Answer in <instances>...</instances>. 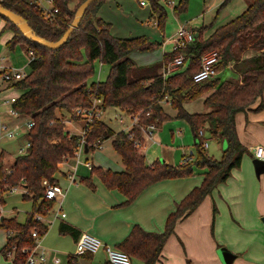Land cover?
<instances>
[{
	"label": "trees",
	"instance_id": "obj_1",
	"mask_svg": "<svg viewBox=\"0 0 264 264\" xmlns=\"http://www.w3.org/2000/svg\"><path fill=\"white\" fill-rule=\"evenodd\" d=\"M70 0H52L57 8L52 21L43 17L42 9L36 0H0V5L23 17L33 32L47 41H58L71 23L75 11L83 0H79L74 9H69ZM105 0H97L89 5L76 29L58 48H49L27 39L8 19L0 15L11 29L13 36L6 42L8 49L18 44L25 51H33L28 62V72L11 86L20 91L12 107L25 119L33 122L27 130L30 143L27 152L16 156L9 168L0 159V189L5 190L21 184L26 188L24 199H32V210L25 220L19 222L15 217L1 218L0 227L9 231L5 244L0 251L3 254L13 252L10 264H23L26 254L23 248H32L36 229L43 236L48 226L34 219V214L47 215L54 200L45 198L46 180L56 184L54 173L58 164L73 154L78 143L76 134L68 135L62 120L56 111H70L76 106H90L93 98L101 100L103 109L114 106L127 113H138L139 123L128 131L115 132L101 118L91 121L84 136L88 151H94V144L111 138L114 151L120 155L124 166L122 171L90 166L89 177H81L80 182L92 191L95 186L91 177L96 175L107 189H116L125 196L120 204L126 206L150 184L172 178H184L194 174V169H205L200 185L192 188L170 212L165 220L164 230L160 233L144 230L134 225L129 234L117 244L131 259L143 264H157L167 237L173 232L176 220L194 210L217 184L226 181L233 168H238L244 153L247 152L237 136L235 114L247 109L260 98L256 110L264 109V0H252L239 15L215 28L207 37L204 32L212 23L196 30V38L181 50H169L163 53L158 63L138 66L129 54L133 51H149L157 48L159 42L141 35L132 38H117L110 33L111 25L98 14ZM156 14L157 26L162 29L166 11L162 0H146ZM230 0H224L219 8ZM185 0H179L174 11L184 8ZM245 38L252 41L251 46L258 50L243 61H236L235 47ZM217 50L220 61L216 65L217 75L202 82H194L192 76L200 69V57L210 50ZM184 52L187 59L180 69L163 77L157 69L166 65L175 54ZM110 66L103 81H91L95 62ZM231 62L239 73L240 80H221L219 73ZM206 94L203 105L207 109L200 113H189L183 103ZM172 101L169 104L175 111V118L184 119L194 138L195 157L184 158L180 164L172 165L155 160L148 165L140 152L137 142L143 143L142 126L154 124L160 126L171 116L164 110L165 96ZM203 129L209 138L225 141L226 147L219 159L207 154L199 130ZM1 158V157H0ZM4 203L0 196V205ZM91 253L70 254L65 264H80L81 259H90ZM105 264H111L106 261Z\"/></svg>",
	"mask_w": 264,
	"mask_h": 264
},
{
	"label": "crops",
	"instance_id": "obj_2",
	"mask_svg": "<svg viewBox=\"0 0 264 264\" xmlns=\"http://www.w3.org/2000/svg\"><path fill=\"white\" fill-rule=\"evenodd\" d=\"M129 1L105 0L98 9L97 14L105 22L110 23V33L114 37H137L131 34L123 36V34L114 29L113 15L116 13V9H122L123 5ZM77 2L78 0H70L68 3L69 9H73ZM138 4L141 8L149 6L141 5L140 0ZM149 8L148 20H150V17L155 18L154 22L157 26L156 14L151 10L150 6ZM148 20L145 22L149 23L151 21ZM5 24V20L0 18V53L5 58V64L12 67L13 65H17L18 57L15 55L18 52L17 47H20V53H24L27 58L28 55L25 51V46L22 44H18L12 50L8 49L6 42L13 36V31L3 28ZM211 29L212 27L204 32V37H207L214 30ZM193 31L196 32V30ZM162 42L163 40L159 42V45L164 50L166 45H163ZM144 52L136 50L131 52L129 57L131 58L133 53L142 54ZM163 53L162 51L159 60H162ZM152 62H142L137 63V65L147 66L151 65ZM101 65L102 63H99V67ZM18 68H24V66ZM163 68L164 65H161L157 71L161 73ZM226 68H229V66ZM98 78L94 81H103L100 77ZM9 88L15 89L11 86V82L0 79L1 97L16 98L20 91L10 95L8 93ZM262 99L264 100V93L262 94ZM259 100L260 98H257L247 109L237 112L234 117L238 139L247 149V152L242 156L240 166L233 168L226 181L217 184L194 210L176 220L173 232L167 237L162 247L157 264H264V223L261 221V218L264 216V173L259 174L258 177L255 175L252 164L253 157L249 152L250 146L256 144L264 145V109H255ZM162 103L163 107L168 106L166 105L167 102ZM121 111L129 115V113ZM56 113L58 116L69 119V122L64 126L65 131L77 133L83 126L82 120L69 118L68 111L65 109L57 110ZM64 113H67L66 116ZM119 118L120 123L124 124L123 117L120 116ZM0 119L11 125L15 122L20 123L23 120V116L19 119H14L6 111L4 113L0 111ZM165 123H167V120L161 125ZM161 125L155 126V130L151 136L142 134L143 146L140 152L144 155L148 165L152 164L155 160H160V157L163 160L162 162L172 164L173 158L175 159V157L177 158V156L181 155V151L184 148L177 146V149H173V153L171 152L170 154L161 144V139L164 137V134L162 137L160 132ZM130 128L131 123L119 131H128ZM182 132L181 129H177L175 134L179 135ZM169 133L171 138L174 139L175 135L173 131L171 130ZM27 139L28 137H26V141ZM204 139L206 142L207 139L213 140L206 133ZM103 141H100L101 148L103 147ZM217 142L219 144L215 145V147H212L210 143H207V146L204 147L206 152L207 149H211V154L208 152L207 154L214 158L217 155L220 158L223 148L226 147L225 141ZM111 148L112 152H115L112 144ZM0 150L3 151L2 148ZM93 152L92 150H86L82 154L86 155L84 161H88L89 165H85L84 161H75V163L74 159H69L67 162L58 164V170L54 173V177L57 179L56 184L61 186L63 194L58 195L54 200V203H57L58 207L55 211L53 210L52 217L47 219L48 214L45 215V219L50 224L57 222L59 233L69 236L74 244L79 235L86 232L95 235L104 244L117 249V244L129 234L134 225H139L146 231L162 232L167 215L176 209V203L192 188L200 185L203 172L205 171V169L195 168L192 176L154 182L147 186L132 203L121 206L120 204L125 200V196L116 189H107L96 175L91 177L92 183L95 186L94 191L80 182L81 177H89L91 165L113 171H122L124 169L121 157L116 152L118 156L116 157L118 160L117 164H120L118 165V169L104 168L101 162H97V165H95L94 157L92 156ZM193 152L192 149L189 150V159L194 154ZM184 155L186 154L181 155L178 164L184 160ZM88 156H90L91 160L88 159ZM0 157H2L4 163V151L0 153ZM79 164L83 165L82 167L86 170L79 171ZM5 168L8 167L5 166ZM61 213H64V216ZM3 217L1 216V218ZM3 230L6 241L10 232L5 229ZM45 240L46 237L43 240V244H45ZM221 247L231 253L232 259L230 262L224 263L219 256L218 249ZM44 249L48 258L56 255L60 260L64 257L65 262L68 255L75 254V245L72 252H65L71 250H63L64 252L49 250L46 247ZM101 252V254H105L104 248H101ZM95 253L91 254V258L88 260L81 259L80 264H97L94 260ZM0 254L5 264H10L11 256L8 253L3 254L1 251ZM100 257L105 258L106 263V257L102 255Z\"/></svg>",
	"mask_w": 264,
	"mask_h": 264
},
{
	"label": "rangeland",
	"instance_id": "obj_3",
	"mask_svg": "<svg viewBox=\"0 0 264 264\" xmlns=\"http://www.w3.org/2000/svg\"><path fill=\"white\" fill-rule=\"evenodd\" d=\"M139 1V0H138ZM137 0H130L127 2V4L123 5V8L116 9V13L113 15V24L114 29L123 34V36H129L130 34L132 36H138V35H145L150 40H154L157 42H161L162 40H167L170 38L171 34L174 33L179 26H184L188 29L192 30H198L201 26L208 25L212 23V29H215L229 20L233 19L237 15L241 14L248 6V4L252 0H230L226 5L219 8L221 3L224 0H185L184 2V8L179 11H174L173 8L176 6L179 2V0H173V5L167 4L166 2L162 1V4L164 5L165 11H166V18L164 20V26L162 29H159L158 26L155 25V18L150 17L149 18V3L146 1V8H141L138 4ZM79 2V0H78ZM77 2V3H78ZM76 3V5H77ZM75 5V6H76ZM75 8V7H74ZM73 8V9H74ZM150 21L149 23L145 21ZM157 24V23H156ZM211 29V30H212ZM206 32V31H205ZM164 33V36H163ZM162 35V36H161ZM204 35V34H203ZM252 41L249 40V38H245L244 41L240 44L241 46H236L235 49V59L236 61H243L250 56L254 55L258 50H254V48L251 46ZM163 45H166L164 50L160 48V45L153 49V50H145L144 53H133L131 56V59L137 64L142 62H151V64H155L161 61L159 60V56L161 55L162 51L165 52L169 51L171 45L164 43ZM18 48V52L15 54L18 57V61L16 62L17 65H13L12 68H18L24 66V68H21L22 71L26 74L28 72L29 66L27 63V56L23 53H20V47ZM1 54V53H0ZM14 55V56H15ZM25 64V65H23ZM16 66V67H14ZM229 68H224L220 73L219 77L221 80L225 79H233L235 81L240 80L239 73L234 68L233 62H231L229 65ZM110 66L106 63H102V65L99 67V61L95 62V70L94 74L89 78V82L97 80L98 77L100 79L105 80L108 73H109ZM99 75V76H98ZM0 79H2L1 73H0ZM99 79V78H98ZM17 89L9 88L8 93L11 95L12 93H17ZM2 95H0V98ZM206 94H203L199 96L196 99L189 100L183 103V108L189 112V113H200L205 111V107L203 105V100L205 98ZM8 98L0 99V111L1 113L5 112L9 108L8 103H1L3 100H9ZM164 107V110L172 117L170 120H167V123L164 125H161L162 128L160 130L161 135L164 137L161 139V144L164 148L167 149V151L171 154L173 149H177V146H182L183 151H181V155H184L186 158L188 156L189 150L192 149L194 152L193 155H191L190 160H193L195 157V149L193 146V134L191 132V129L187 122L184 119L175 118L176 111L168 104L166 103ZM58 113V112H57ZM65 116L67 113H64ZM123 117L124 124H121L119 121V117ZM129 117V118H128ZM65 119V117H63ZM71 118H77V117H71ZM4 119V118H2ZM78 119V118H77ZM101 119L103 122L111 128L113 131H119L122 128H124L127 124L130 123V116L126 113H123L119 108L110 106L103 110ZM80 120V119H79ZM26 120L20 121V124L22 126V132H20L17 136L13 138H7L0 134V148L3 149L5 153L4 157V165L8 168L12 166V164L15 161L16 156L19 155V145L23 144L26 141L27 135H25V125L24 122ZM177 129H181L183 132L179 135L175 134V131ZM173 131L174 139L170 136V131ZM157 131V130H156ZM155 131V132H156ZM71 133H74L72 131H69ZM28 140V139H27ZM207 143L211 144L212 147H215V145H218L219 143L215 140H208ZM143 146V143H141ZM142 146H140V150L142 149ZM225 148H223L224 150ZM210 148L207 149V152L210 153ZM0 150V153L3 152ZM173 153V152H172ZM181 155L173 158L172 164L176 165L178 164V161L180 160ZM92 156L94 157V164L97 165V162H101L102 166L104 168H111V169H118L120 164H117L118 160L116 159L117 154L115 152H112L111 148V139H106L103 141V147L100 149H95ZM89 160H91L90 156H88ZM70 158V157H69ZM183 158V157H182ZM181 158V159H182ZM215 158H219V155H217ZM2 160V157L0 158ZM86 159V155H82L79 157V161L83 162ZM160 159H162L160 157ZM172 160V159H171ZM76 160L74 159V162ZM3 162V161H2ZM61 163V162H60ZM76 163V162H75ZM79 171L82 172L84 169L79 164ZM26 192V189L24 186H18L15 191L12 193L4 192L2 194L4 203L1 205L2 213L1 216L4 217H15L19 222H23L25 220V217L28 212L32 210V199H24L22 197V194ZM57 203H53V209L51 212L48 213L47 219H50L52 217V213L57 208ZM54 210V211H53ZM64 210V209H63ZM48 228L46 233L41 236L40 243L42 247L49 248V250H71V251H65V252H72V249H74V243L71 240L69 236L61 235L58 231V223L54 224H47ZM46 237L45 244H43V240ZM5 242V232L0 227V248ZM101 249L95 253V261L97 264H105V258L103 259L100 257L102 255L103 257L107 256L105 254H101ZM132 264H143L140 260H131ZM51 263V262H50ZM64 257L61 258V260L58 261L57 264H65ZM0 264H5V261L3 260V257L0 254Z\"/></svg>",
	"mask_w": 264,
	"mask_h": 264
},
{
	"label": "built area",
	"instance_id": "obj_4",
	"mask_svg": "<svg viewBox=\"0 0 264 264\" xmlns=\"http://www.w3.org/2000/svg\"><path fill=\"white\" fill-rule=\"evenodd\" d=\"M38 5L42 9L43 17L46 20L52 21L54 18V14L57 12V8L53 6L52 0H36ZM167 4L173 5V0H162ZM141 5H146V0H140ZM196 38V32L190 30L184 26H179L178 29L175 31L174 35L167 40H164L162 44L168 43L171 45L170 50H181L186 48L188 44L194 41ZM28 55V62L33 58V51L29 50L27 52ZM187 59V54L184 52H180L175 54L174 57L164 66L161 71V75L166 77L171 73L175 72L176 70L180 69L184 61ZM220 61V56L217 50H210L200 57V69L195 72L192 76L194 82H202L203 80L212 77L218 74L216 70V65ZM0 73L2 79L6 82H12L21 79L25 73L22 71L21 68H12L5 64V58L0 54ZM165 99L168 104L171 103V99L166 95ZM15 101V98H9V100H3L1 103H8L9 108L6 112L10 115V117L14 119H19L21 115L12 107V103ZM103 108L101 106V100L98 98H93L90 106H76L68 111L69 118L77 117L78 119L83 121V126L77 133H71L66 131L68 135L76 134L79 139L78 143L73 149L72 156L66 157L62 162H67L69 159H75L79 161V157L85 151V139L84 136L89 128V124L92 120L101 118L103 113ZM130 123L131 127L139 123L138 113L130 114ZM62 120L63 124L69 122L68 118H63V116H59ZM25 119V118H24ZM24 122L26 133L27 130L32 126L33 122L25 119ZM22 126L19 122H15L14 124H8L7 122L0 119V134L7 137L13 138L17 136L20 132H22ZM142 134H146L147 136H151L152 132L155 130L154 124H147L141 127ZM199 135L204 139L205 131L203 129L199 130ZM29 141H25L22 145L19 146V155L24 154L27 152L29 147ZM137 146H142L141 143L137 142ZM203 146H207V142L203 140ZM96 149L101 148V142H97L94 144ZM88 150V149H87ZM249 152L253 158H257L259 160L264 161V145L256 144L249 147ZM85 165H89L88 161H84ZM9 171V168H5ZM42 184L46 187L44 196L45 198L55 200L58 195L63 194V190L60 185L58 184H49L46 180L42 181ZM18 186H22L21 184L10 186L9 188L2 190L0 189V196L4 192L12 193L16 190ZM1 213L2 208L0 205V221H1ZM64 216V213H61ZM34 219L44 224L50 223L48 220L45 219V216L35 213ZM31 236L34 238V246L32 248H23L22 252L26 254V258L23 264H57L60 260L58 256L52 255L48 258L47 254L45 253L44 247L41 246L40 239L41 235L38 230L34 229L31 232ZM104 248V251L107 256V261L111 264H132L131 259L127 253L121 251L119 249L113 248L109 245L104 244L98 237L93 234L83 232L79 235L75 242V254H82L85 252H89L91 254L97 252L99 249ZM8 255L11 256L10 263L13 260V252H8ZM51 262V263H50Z\"/></svg>",
	"mask_w": 264,
	"mask_h": 264
},
{
	"label": "water",
	"instance_id": "obj_5",
	"mask_svg": "<svg viewBox=\"0 0 264 264\" xmlns=\"http://www.w3.org/2000/svg\"><path fill=\"white\" fill-rule=\"evenodd\" d=\"M97 0H83L78 8L75 11L74 17L69 24L66 31L63 33L61 38L58 41L51 42L47 41L44 38L38 36L31 27L28 25L27 21L21 17L20 15L16 14L15 12L3 7L0 5V15L4 18L8 19L10 22H12L16 27L19 29V31L30 41L41 44L43 46L49 47V48H58L61 46L66 39L70 36V34L73 32L74 29L78 27V24L86 10V8L91 5L93 2ZM197 35V34H196ZM87 150V147L85 146V151ZM162 162L163 160L160 159ZM252 164L254 167L255 175L258 177L259 174L264 173V161L259 160L257 158L252 159ZM261 221L264 223V216L261 218ZM218 254L222 258L224 263H228L232 259L231 253H229L225 248L221 247L218 249Z\"/></svg>",
	"mask_w": 264,
	"mask_h": 264
}]
</instances>
